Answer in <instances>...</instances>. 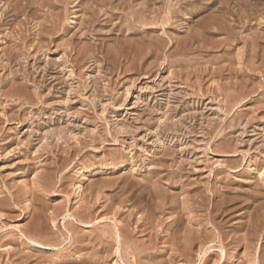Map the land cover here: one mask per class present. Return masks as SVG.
I'll use <instances>...</instances> for the list:
<instances>
[{
    "label": "rangeland",
    "instance_id": "374dc122",
    "mask_svg": "<svg viewBox=\"0 0 264 264\" xmlns=\"http://www.w3.org/2000/svg\"><path fill=\"white\" fill-rule=\"evenodd\" d=\"M0 204V264H264V0H0Z\"/></svg>",
    "mask_w": 264,
    "mask_h": 264
},
{
    "label": "bare ground",
    "instance_id": "6f19581e",
    "mask_svg": "<svg viewBox=\"0 0 264 264\" xmlns=\"http://www.w3.org/2000/svg\"><path fill=\"white\" fill-rule=\"evenodd\" d=\"M206 9H208V8H210V4L209 3H207L206 4V7H205ZM255 9V8H254ZM147 11V10H146ZM216 11V10H215ZM211 13V12H210ZM207 14V13H206ZM226 15V14H225ZM149 16V15H148ZM147 16V17H148ZM211 16V15H210ZM226 17V16H225ZM255 18V17H254ZM212 19V18H211ZM137 20V19H136ZM237 20V19H236ZM216 21V20H215ZM245 21V20H244ZM220 22V21H219ZM218 23V22H217ZM216 24V23H215ZM212 26V25H211ZM226 27V26H225ZM212 28V27H211ZM210 28V29H211ZM228 28V27H227ZM226 28V29H227ZM209 29V28H208ZM225 29V28H224ZM221 30V29H220ZM262 30V29H261ZM227 32V31H226ZM254 34V33H253ZM230 37H232V36H230ZM261 46V45H260ZM143 48V47H142ZM116 53V52H115ZM81 184L82 183H80V181L78 182V186L76 187V194H75V197L77 198L79 195H80V193H79V187L81 186ZM37 187V186H36ZM25 188V187H24ZM4 189V188H3ZM156 190V189H155ZM155 192H157V191H155ZM154 192V193H155ZM149 194V193H148ZM157 194V193H156ZM205 194V193H204ZM39 195V194H38ZM208 195V194H207ZM140 198V197H139ZM233 198V197H232ZM144 199V198H143ZM181 199V198H180ZM184 199V198H183ZM211 199V198H210ZM204 200V199H203ZM38 201V200H37ZM170 201V200H169ZM185 201V200H184ZM1 205V204H0ZM51 205V204H50ZM149 205V204H148ZM186 205V204H185ZM7 206V205H6ZM27 207V206H26ZM163 207V206H162ZM167 207V206H166ZM238 207V206H237ZM149 209V208H148ZM184 209V208H183ZM202 209V208H201ZM212 209V208H211ZM215 209V208H214ZM218 211V210H217ZM175 212V211H174ZM41 213V212H40ZM152 213V212H151ZM52 214V213H51ZM67 214V213H66ZM155 215V214H154ZM2 216V215H1ZM47 216V215H46ZM69 216H70V214H69ZM72 216V215H71ZM70 216V217H71ZM190 217V216H189ZM62 218V217H61ZM67 218V217H66ZM65 218V219H66ZM74 218V217H73ZM150 219V218H149ZM186 219V218H185ZM139 220V219H138ZM161 220V219H160ZM187 220V219H186ZM189 220V219H188ZM29 221V220H28ZM206 221V220H205ZM88 222V221H87ZM93 222V221H92ZM188 222V221H187ZM192 222V221H191ZM71 223V222H70ZM34 224V223H33ZM36 224H38V222L36 223ZM80 224H82V223H80ZM220 224V223H219ZM41 225H43V224H41ZM40 225V227H42ZM84 225H88V224H84ZM90 225V224H89ZM140 225V224H139ZM145 225V224H144ZM177 225V224H176ZM185 225V224H184ZM191 225V224H190ZM44 227H45V223H44V225H43ZM36 227H37V225H36ZM35 227V228H36ZM42 228L43 230L46 228ZM184 227V226H183ZM197 227V226H196ZM38 228V227H37ZM47 229V228H46ZM46 229H45V231H46ZM159 229V228H158ZM35 231L37 230V229H34ZM40 229H38V231H39ZM118 230V229H117ZM178 230V229H177ZM185 230H186V228H185ZM194 229H192V228H189L188 229V231H187V234L185 235V234H183L184 235V238H183V241H182V243H184L183 245H184V247H186V249L188 248V250L186 251L185 250V252H183V253H180V255H182V256H184V254H190V250H191V247H193L194 245H196V244H198L199 245V247H203V238H201V236L202 235H200L198 232H195L196 231V229L193 231ZM38 231H36V232H38ZM197 231H200V229L198 228L197 229ZM35 232V233H36ZM116 232H118V231H116ZM154 232V231H153ZM181 234V233H180ZM45 235V234H44ZM47 235V234H46ZM118 235V234H117ZM172 235V234H171ZM24 236V235H23ZM218 236V235H217ZM71 237H72V235H71ZM70 237V238H71ZM182 237V236H181ZM2 238V237H1ZM73 238V237H72ZM151 238V237H150ZM157 238V237H156ZM74 239V238H73ZM72 239V240H73ZM119 239V238H118ZM118 239H116L117 241H118ZM182 239V238H181ZM27 240V239H26ZM49 240V239H48ZM70 240V239H69ZM177 240V239H176ZM180 240V239H179ZM236 240V239H235ZM31 241H33V239L31 240ZM42 241V240H41ZM136 242V241H135ZM177 242H180V241H177ZM34 243V242H33ZM37 243V242H36ZM29 244V243H28ZM171 244V243H170ZM211 245V244H210ZM41 246V245H40ZM146 246V245H145ZM46 248L48 247V246H45ZM141 247V246H140ZM257 248V247H256ZM185 249V248H184ZM179 251V250H178ZM217 251V250H216ZM119 252V251H118ZM222 252V258H224V261H225V258H227L226 257V253L224 254L223 253V251H221ZM179 253V252H178ZM87 254V253H86ZM221 254V253H220ZM259 255V254H258ZM186 256V255H185ZM190 256V255H189ZM219 257V256H218ZM258 257V256H257ZM221 258V257H220ZM254 258V257H253ZM258 260V259H257ZM19 261V260H18ZM254 261H255V259H254ZM228 262V261H227Z\"/></svg>",
    "mask_w": 264,
    "mask_h": 264
}]
</instances>
